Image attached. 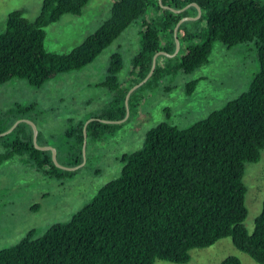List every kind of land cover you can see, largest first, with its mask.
I'll use <instances>...</instances> for the list:
<instances>
[{"label":"trees","instance_id":"1","mask_svg":"<svg viewBox=\"0 0 264 264\" xmlns=\"http://www.w3.org/2000/svg\"><path fill=\"white\" fill-rule=\"evenodd\" d=\"M89 1L43 0L34 20L24 10L12 11L0 34V84L23 78L41 86L58 74L80 70L131 24L153 12L144 22L142 49L134 60L140 68L138 84L149 74L158 50L175 51L178 21L191 12L198 14L195 6L177 14L162 4L181 9L193 2L202 9L198 21L205 20L207 26L201 30L187 22L180 26L179 37L187 46L179 68L189 73L207 63L217 41L229 48L255 41L260 70L246 92L191 127L158 123L147 132L142 149L122 156L120 176L104 185L69 222L54 224L39 237L30 232L15 246L0 250V264H155L157 259L184 264L191 249L226 237L264 264V200L250 232L245 225L248 190L243 180L246 163L259 161L264 149V0H117L109 19L82 44L69 53L49 52L45 28L65 14L81 15ZM122 68L121 55H113L101 85L117 91ZM161 72L157 63L146 83L160 78ZM127 93L115 99L120 115L108 113L106 118L126 116ZM115 125L91 121L87 135ZM83 129L81 123L77 129L81 143ZM32 139V134L18 138L14 152L28 153L38 168L49 164L57 168ZM220 264L242 261L231 255Z\"/></svg>","mask_w":264,"mask_h":264},{"label":"rangeland","instance_id":"2","mask_svg":"<svg viewBox=\"0 0 264 264\" xmlns=\"http://www.w3.org/2000/svg\"><path fill=\"white\" fill-rule=\"evenodd\" d=\"M115 1L90 0L81 15L65 14L48 25L45 48L59 54L71 52L109 19ZM42 3L0 0V34L12 11L24 10L25 16L34 20ZM151 14L131 24L80 70L58 74L41 86L23 78L0 84V250L15 246L30 232L39 237L52 225L69 222L104 185L120 176L122 156L142 149L147 132L158 123L166 120L189 128L250 88L260 70L255 41L233 48L217 41L208 62L189 73L179 68L187 46L181 41L177 55L158 56L161 77L134 91L129 117L108 129L89 132L81 143L79 125L84 123L85 128L94 120L110 124L111 119L106 117H117L121 111L115 102L117 95L137 85L140 68L134 60L142 49L144 22ZM188 16L197 15L191 12ZM186 22L200 30L207 26L205 20ZM161 42L168 48L164 39ZM115 54L121 55L123 68L114 92L101 83L109 74ZM193 81L196 84L190 85ZM33 124L40 134L38 139H34ZM31 134L35 148L44 151L57 168L52 164L38 168L28 153L14 152V142ZM61 166L75 169L65 172ZM243 180L248 190L245 225L253 232L264 200V149L259 161L246 163ZM231 255L238 256L242 264H260L240 251L230 237L209 247L191 249L190 259L184 264H220ZM155 264L177 263L157 259Z\"/></svg>","mask_w":264,"mask_h":264},{"label":"water","instance_id":"3","mask_svg":"<svg viewBox=\"0 0 264 264\" xmlns=\"http://www.w3.org/2000/svg\"><path fill=\"white\" fill-rule=\"evenodd\" d=\"M159 1H160V3H162V0H159ZM191 6H195V7L198 9V14H197V16H195V17L184 16V17H182V18L178 21V23L176 24V26H175V28H174V38H175V42H176V49H175V52L172 53V54H169V53L166 52V51H158L157 53H155V55H154V57H153L152 67H151V70H150L149 74L146 76V78H145L144 80H142V81L139 82L137 85H135V86H134V87H133V88L127 93V95H126V99H125V103H126V116H125L123 119H120V120H118V121H112V120H110V121H108L109 123H121V122L125 121V120L129 117V114H130V106H129V99H130V96H131V94H132L137 88H139L141 85H143L144 83H146V82L152 77V75H153V73L155 72V69H156L158 56H159V55H170V56H175V55H177V54L179 53V51H180V48H181V39H180L179 34H178L180 26H181L184 22H186L187 20H189V19L197 20V19H199V18L201 17V15H202V9H201V7H200L197 3H195V2L186 5L185 7L181 8V9H175V8L169 6V5H163V4H162V7H163V8H165V9H169V10H171L172 12L177 13V14H178V13H181V12H183V11H185L186 9H188V8L191 7ZM103 123H105V121H103ZM33 125H34V124H33ZM34 129H35V136H34V139H38V134H39V132H38V129H37L36 125H34ZM84 133H85V136H86V135H87V125H86L85 128H84ZM54 153H55L54 159L56 160V156H57V150H56V149H55ZM61 168H64L65 170H68V171H69V170L72 171V170L75 169V168H65V167H63V166H61Z\"/></svg>","mask_w":264,"mask_h":264}]
</instances>
